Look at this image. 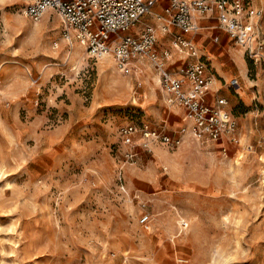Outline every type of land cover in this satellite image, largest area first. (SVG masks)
Masks as SVG:
<instances>
[{
  "label": "rangeland",
  "instance_id": "374dc122",
  "mask_svg": "<svg viewBox=\"0 0 264 264\" xmlns=\"http://www.w3.org/2000/svg\"><path fill=\"white\" fill-rule=\"evenodd\" d=\"M25 3L0 0V264H264L263 92L252 85L248 99L242 89L233 99L230 78L212 77L236 143L188 137L147 153L138 133L124 146L120 129L140 109L151 128L185 127L184 112L168 113L154 65L123 75L109 56V69L68 46L56 13L34 22ZM252 3L264 39V0ZM146 25L155 22L137 29ZM246 63V82L264 77ZM173 118L181 124L170 130Z\"/></svg>",
  "mask_w": 264,
  "mask_h": 264
},
{
  "label": "built area",
  "instance_id": "2783aa9c",
  "mask_svg": "<svg viewBox=\"0 0 264 264\" xmlns=\"http://www.w3.org/2000/svg\"><path fill=\"white\" fill-rule=\"evenodd\" d=\"M160 0H26L23 14L34 22L47 11L56 13L61 22V34L69 47L80 44L90 59L98 60L110 53L116 69L123 75H131L133 63L148 59L157 70L160 85L167 95L166 103L181 107L192 138L201 145L222 140L237 142V122L228 110L225 98L209 100L213 75L206 57L199 54L194 41L199 31L196 19L211 18L217 29L226 33L232 43L243 50L245 59L254 68L264 69V39L258 30L262 11L252 0H166L162 14L154 13ZM158 20V30L146 25L137 29L145 17ZM171 36L170 47L191 61L170 70L169 51L158 52V32ZM176 64V63H175ZM176 74V76H175ZM229 88L238 87L235 78ZM139 87L140 84H137ZM142 113L129 115V122L120 129L124 146H132L140 133L145 151L150 144L161 143L176 148L185 127L178 135L151 128L142 120ZM127 161L132 157L127 152ZM149 216L140 219L141 224Z\"/></svg>",
  "mask_w": 264,
  "mask_h": 264
},
{
  "label": "crops",
  "instance_id": "0c3cea01",
  "mask_svg": "<svg viewBox=\"0 0 264 264\" xmlns=\"http://www.w3.org/2000/svg\"><path fill=\"white\" fill-rule=\"evenodd\" d=\"M165 2L166 0H160L154 7V13L162 14V7L165 5ZM46 15H51V13L47 12ZM145 18L152 19L155 22V26L159 25L158 20H156L154 17L151 16V17H145ZM196 24L199 27V31L197 35L195 36L194 41L199 50V54L207 58L210 67L214 70L215 74L213 75V78H218V79H214V81L216 82L217 80L221 79L218 77V74L222 76L225 80L230 78L229 82L231 79L235 78L238 82V87L229 88V89L227 88L228 91L232 92L231 97L233 99H238L240 97V95L237 92V88L242 89V96L248 99L251 94L250 87H252V85H256V89L258 93L263 92L264 94V77L261 76L260 78H258L256 81H253V82L245 81V76H246L245 68L247 66V63H246L247 60L245 59L244 55L242 58L241 54L236 51V48L238 47H236L232 43L228 35L217 29L216 21L211 18H203V19L197 18ZM155 26H152V27H155ZM170 39H171L170 35L163 34L162 32L159 31L158 37H157L156 48L159 53L165 50L169 51L171 60L166 63V66L170 70H172V69L178 68L180 65L190 62L191 60L190 59L180 60L182 56L178 54L177 52L175 54L172 52L173 49L170 47ZM133 67H134V70H133L134 73L136 72L137 69H140L142 67L145 69L148 75H149V72L152 73V68L150 64H148V62L144 59H140L134 62ZM134 81H135L133 85L134 90L132 91V94L133 96H137V100H139L140 97L142 96V93H141L142 82L138 78H136ZM155 81L157 82L156 79ZM137 84H140V86L138 87ZM215 85L216 84L212 82L210 86L209 100L211 99L212 103L214 102V99L217 97L225 98V97L218 95V93H220L222 89L221 84L219 87H216ZM162 92L164 93L165 103H166L167 95L163 91V89H162ZM225 99L227 100V98ZM134 103H135V99H134ZM162 107H163V103H160L158 107L154 108L153 111L157 113L156 115L159 116L160 110L162 109ZM168 108H169L168 113L169 114L171 113L173 116L179 115L180 112H184L183 109L178 106L168 105ZM139 112L143 114L144 111L143 109L142 110L140 109ZM177 118L180 119V117H177ZM180 124H181L180 120L173 118L169 126L170 130L176 129ZM184 139H190V138H188V135H186ZM222 141H219L216 143H220ZM150 152H152V149H150V151L147 153H150ZM152 163L151 165H153Z\"/></svg>",
  "mask_w": 264,
  "mask_h": 264
},
{
  "label": "bare ground",
  "instance_id": "6f19581e",
  "mask_svg": "<svg viewBox=\"0 0 264 264\" xmlns=\"http://www.w3.org/2000/svg\"><path fill=\"white\" fill-rule=\"evenodd\" d=\"M158 28V25L156 26V29ZM33 30V29H32ZM79 49H83L81 46L79 47ZM77 51V50H76ZM79 51V50H78ZM174 54L176 53V51H172ZM109 56H111V54L110 53H108V54H106V55H104V56H102L103 57V64L106 66V67H108L109 69L112 67V63H111V60L108 58ZM101 57V58H102ZM153 77L157 80V82H158V84L160 83V81H159V78L156 76V75H153ZM239 88H237V90H238ZM182 121H183V124L182 125H187L188 124V122H187V120L185 119V118H183L182 119ZM186 135H188V137H190V138H192V136H191V134H190V131H189V129L187 128V127H185V133L183 134V136H182V138H181V143L183 142V139H184V137L186 136ZM193 139V138H192Z\"/></svg>",
  "mask_w": 264,
  "mask_h": 264
}]
</instances>
